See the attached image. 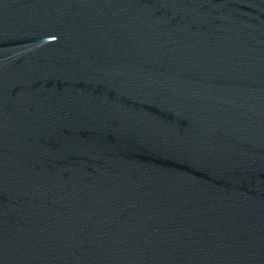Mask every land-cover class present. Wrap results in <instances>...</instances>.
Returning a JSON list of instances; mask_svg holds the SVG:
<instances>
[{
  "label": "water",
  "instance_id": "obj_1",
  "mask_svg": "<svg viewBox=\"0 0 264 264\" xmlns=\"http://www.w3.org/2000/svg\"><path fill=\"white\" fill-rule=\"evenodd\" d=\"M0 264H264V0H0Z\"/></svg>",
  "mask_w": 264,
  "mask_h": 264
}]
</instances>
